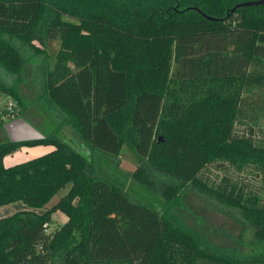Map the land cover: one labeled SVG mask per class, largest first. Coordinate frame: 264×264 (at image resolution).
Listing matches in <instances>:
<instances>
[{
    "label": "trees",
    "instance_id": "obj_1",
    "mask_svg": "<svg viewBox=\"0 0 264 264\" xmlns=\"http://www.w3.org/2000/svg\"><path fill=\"white\" fill-rule=\"evenodd\" d=\"M243 1L0 0V77L14 78H0V91L21 105L0 112V128L26 110L23 49L48 59L59 40L38 97L55 126L41 139L0 140V207L26 205L0 217V264H264L263 251L215 244L133 200L60 136L68 127L83 147L113 157L127 145L132 177L168 204L190 184L237 210L264 242L262 197L228 176H203L225 163L254 167L264 181V142L238 129L264 116V3L231 11ZM39 145L53 148L5 165ZM58 210L68 219L51 229Z\"/></svg>",
    "mask_w": 264,
    "mask_h": 264
},
{
    "label": "rangeland",
    "instance_id": "obj_2",
    "mask_svg": "<svg viewBox=\"0 0 264 264\" xmlns=\"http://www.w3.org/2000/svg\"><path fill=\"white\" fill-rule=\"evenodd\" d=\"M49 47L47 53L50 58L48 59L44 55H35L26 47L23 49L28 61L26 69L21 74V82L18 84L26 107L23 117L43 133H48L55 126L57 120L53 117L54 113H50L46 108L47 103L38 98L41 93L44 69L46 65H51L53 62V55L59 48V40H51ZM0 78L14 81L13 76L4 75ZM10 104H16V107L21 109V105L16 99L0 91V112L5 107L10 106ZM248 124H242L238 129L248 133L250 132V127H252L255 137L264 142V116L260 112L259 115L253 114V119ZM60 136L88 156L94 172L98 176L124 189L133 200L145 203L157 210H163L175 221H179L180 224L199 234L203 239L215 244L238 248L244 254L264 252V242L254 239L251 229L244 223L237 210L224 206L196 187L190 186V184H183L177 196L168 204L160 190L149 188L135 180L132 177V172L138 163L127 145L122 147L118 157H113L101 151L93 152L92 149L86 146L83 147L82 141L79 142L78 136L68 127L62 128ZM7 137L4 129L0 128V140ZM75 144H78L79 147ZM52 148L53 145L22 146L14 153L6 156L4 163L5 165H12L45 153ZM203 176L210 182L216 183L220 182L224 176H228L247 185L253 192L260 195L264 201V181L254 167H247L246 169L237 171L228 164L213 163L203 172ZM65 192L66 190L59 191L48 205H52L58 201ZM24 207L26 205L21 201L4 205L0 207V217ZM52 216L53 222L49 225L51 229H54L68 219L67 215L60 210L54 212Z\"/></svg>",
    "mask_w": 264,
    "mask_h": 264
},
{
    "label": "water",
    "instance_id": "obj_3",
    "mask_svg": "<svg viewBox=\"0 0 264 264\" xmlns=\"http://www.w3.org/2000/svg\"><path fill=\"white\" fill-rule=\"evenodd\" d=\"M264 0H248L236 4L231 8V11L234 12L238 7L250 6V5H259L263 4ZM204 15L209 19H217L210 15L204 13ZM4 129L12 141H25L33 139H41L45 137V134L35 128L29 121H27L23 116L11 119L4 123Z\"/></svg>",
    "mask_w": 264,
    "mask_h": 264
},
{
    "label": "built area",
    "instance_id": "obj_4",
    "mask_svg": "<svg viewBox=\"0 0 264 264\" xmlns=\"http://www.w3.org/2000/svg\"><path fill=\"white\" fill-rule=\"evenodd\" d=\"M46 227H47V224H46Z\"/></svg>",
    "mask_w": 264,
    "mask_h": 264
}]
</instances>
